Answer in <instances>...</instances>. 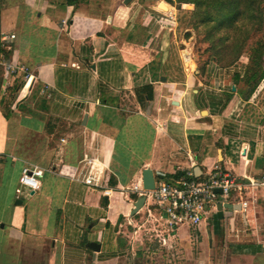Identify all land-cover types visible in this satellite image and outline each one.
Segmentation results:
<instances>
[{
  "label": "crops",
  "instance_id": "1",
  "mask_svg": "<svg viewBox=\"0 0 264 264\" xmlns=\"http://www.w3.org/2000/svg\"><path fill=\"white\" fill-rule=\"evenodd\" d=\"M184 5L0 0V61L23 62L33 75L25 84L0 66V264L140 263L136 227L156 209L144 202L131 215L136 193L107 198L75 180L89 158L100 183L118 188L142 184L145 168L172 182L186 170L204 179L219 165L239 190L196 227L170 235L150 222L155 238L175 250V264H264L258 85L249 93L242 80L248 56L223 65L189 49L192 68L176 34ZM27 162L43 169L29 193L19 185Z\"/></svg>",
  "mask_w": 264,
  "mask_h": 264
},
{
  "label": "built area",
  "instance_id": "2",
  "mask_svg": "<svg viewBox=\"0 0 264 264\" xmlns=\"http://www.w3.org/2000/svg\"><path fill=\"white\" fill-rule=\"evenodd\" d=\"M170 18L173 19L171 16ZM10 38H14V35H10ZM0 66L4 67L5 72L10 75L24 74L25 84H29L33 79L29 67L23 62L1 60ZM95 160L89 158L87 173H79L75 180L81 181L92 189L100 190L101 194L107 198L112 197L115 191L124 199H128L132 193L139 196L144 195V202H152L151 204L156 209V213L148 210L145 221L153 224L159 223L162 229L170 235L174 234L181 226H198L211 209H214L218 203L228 202L232 192L239 190L234 176L216 164L204 179L198 180L190 170H186L172 182L162 180L155 182L152 190H145L141 183L120 188L104 186L100 183L102 169L95 166ZM42 175L41 167L27 162L19 177V185L25 188L28 193L34 192L40 188ZM242 204L246 205V202H242ZM128 223L132 222L128 220ZM150 231L158 230L151 229Z\"/></svg>",
  "mask_w": 264,
  "mask_h": 264
},
{
  "label": "rangeland",
  "instance_id": "3",
  "mask_svg": "<svg viewBox=\"0 0 264 264\" xmlns=\"http://www.w3.org/2000/svg\"><path fill=\"white\" fill-rule=\"evenodd\" d=\"M240 1L241 4L236 10L239 15L238 20L232 28L223 27L220 30H216V26L223 15L213 9L215 6L213 0L202 4L199 14L195 16L191 13L195 8L194 4L182 2L185 5L178 9L176 15V34L182 42L183 49L188 51L190 49L197 56L199 62L207 61L217 48L224 52L222 60H227L234 52L238 51H242L239 58L245 60L246 56L250 52L252 53L251 48L257 46L258 43V46L264 44V22H261L264 16V0ZM262 55L261 69L264 74V52ZM192 60V68H195L194 58ZM220 62L223 63V61ZM250 66L253 67V63H250ZM257 90L254 103L261 110L264 109V75L259 79ZM152 227V224L147 221L140 222L136 227L138 232L135 236L138 238L137 241L141 240L140 246L136 247L139 252L137 256L140 258V263L137 264H175L173 261L176 256L175 250L169 248V253L165 252L158 239L155 238L154 232L150 231ZM125 234L127 241L132 240L134 234L130 235L128 232ZM130 256L132 257V255H127V257Z\"/></svg>",
  "mask_w": 264,
  "mask_h": 264
},
{
  "label": "trees",
  "instance_id": "4",
  "mask_svg": "<svg viewBox=\"0 0 264 264\" xmlns=\"http://www.w3.org/2000/svg\"><path fill=\"white\" fill-rule=\"evenodd\" d=\"M209 0H187V1H182V0H177V2L182 3V2H190L193 3L195 8L192 10V15H198L200 7L204 3H208ZM213 9L216 12H220L223 17L221 20L218 22L216 26V30H220L221 28L225 27L227 28H232L234 23L238 20L239 15L236 12L238 7L241 4L240 0H213ZM209 20V19H208ZM261 22H264V16L261 20ZM259 45V43H258ZM255 46L254 48H251L252 53L248 55V63L246 66V72L243 76V81L244 83L249 87L248 92L251 93L255 87L259 83V79L263 77V71L261 69V59H262V54L264 52V44H261L260 46ZM212 47V46H211ZM242 51L234 52L227 60H222L223 56V51L220 48H217L216 50L213 51V55H210L209 59L223 65H230L237 61L239 57L241 56ZM220 61H223L221 63ZM250 63H253V67L250 66ZM147 86H145L146 88ZM146 96L148 99H150V95L146 93Z\"/></svg>",
  "mask_w": 264,
  "mask_h": 264
},
{
  "label": "water",
  "instance_id": "5",
  "mask_svg": "<svg viewBox=\"0 0 264 264\" xmlns=\"http://www.w3.org/2000/svg\"><path fill=\"white\" fill-rule=\"evenodd\" d=\"M165 8V6H163ZM142 186L145 190H152L154 189V185H155V177L154 175H159L158 172H153L151 169L149 168H145L142 170ZM217 192H220V190H217ZM144 200L145 197L144 195H141L138 197V199L136 200L134 206L135 208L132 210L131 215H133L137 210H139L143 204H144ZM21 201V200H19ZM224 208H234V206L232 204H224L223 206ZM218 208H222L221 203H219ZM94 245H98L96 243H93ZM93 249L97 250L98 248H94Z\"/></svg>",
  "mask_w": 264,
  "mask_h": 264
},
{
  "label": "bare ground",
  "instance_id": "6",
  "mask_svg": "<svg viewBox=\"0 0 264 264\" xmlns=\"http://www.w3.org/2000/svg\"><path fill=\"white\" fill-rule=\"evenodd\" d=\"M185 52H187V53H189V51L188 50H185ZM190 55V54H189ZM191 56V55H190ZM191 58H193V57H191Z\"/></svg>",
  "mask_w": 264,
  "mask_h": 264
}]
</instances>
